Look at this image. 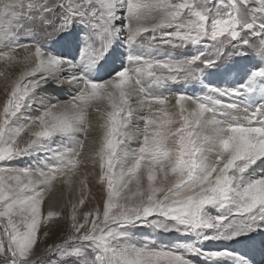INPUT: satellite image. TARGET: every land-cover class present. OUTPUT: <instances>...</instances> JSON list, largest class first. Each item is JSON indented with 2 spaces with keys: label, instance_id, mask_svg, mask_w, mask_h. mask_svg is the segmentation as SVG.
<instances>
[{
  "label": "snow or ice",
  "instance_id": "6c2138e0",
  "mask_svg": "<svg viewBox=\"0 0 264 264\" xmlns=\"http://www.w3.org/2000/svg\"><path fill=\"white\" fill-rule=\"evenodd\" d=\"M0 90V264H264V0H0Z\"/></svg>",
  "mask_w": 264,
  "mask_h": 264
},
{
  "label": "rangeland",
  "instance_id": "374dc122",
  "mask_svg": "<svg viewBox=\"0 0 264 264\" xmlns=\"http://www.w3.org/2000/svg\"><path fill=\"white\" fill-rule=\"evenodd\" d=\"M143 123V122H142ZM142 125V124H141ZM137 146V145H136ZM93 179V180H92ZM90 188H91V195L89 197V203L94 204L93 206H95L99 200H100V196H101V187L99 185H97L95 183V179L93 177H90ZM91 198V199H90ZM94 198V199H93ZM91 200V201H90ZM95 202V203H94ZM90 206L93 207V206ZM55 235H56V232H53L52 236L50 237V240L51 239H54L55 238ZM137 240H142V241H149V240H152L154 239V237L152 236H147V235H144V234H141V233H138L137 236L135 237ZM49 240V242H50ZM157 243H159V241H157ZM41 247H43V245H41Z\"/></svg>",
  "mask_w": 264,
  "mask_h": 264
},
{
  "label": "bare ground",
  "instance_id": "6f19581e",
  "mask_svg": "<svg viewBox=\"0 0 264 264\" xmlns=\"http://www.w3.org/2000/svg\"><path fill=\"white\" fill-rule=\"evenodd\" d=\"M3 99V93H2V90H0V100H2ZM136 123L137 124H142V121H136ZM137 143H138V141L136 140V139H132L131 141H129V147H136V145H137ZM93 180V179H92ZM91 199V198H90ZM94 199V198H93ZM91 201V200H90ZM95 203V202H94ZM89 205H91V203H89V202H86V204H85V206H84V209H88V208H90V206ZM94 204H92L91 206H93ZM84 209H82L81 211H83ZM67 211H68V209L67 208H65V213H67ZM66 223V220H61L60 221V225L61 226H63L64 224ZM53 232H57V230L56 229H53ZM53 234V233H52Z\"/></svg>",
  "mask_w": 264,
  "mask_h": 264
}]
</instances>
